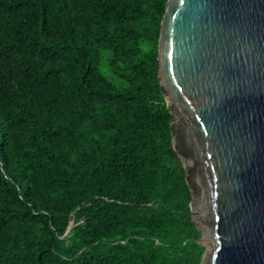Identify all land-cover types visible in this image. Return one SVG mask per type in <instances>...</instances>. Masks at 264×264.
I'll use <instances>...</instances> for the list:
<instances>
[{
  "label": "trees",
  "instance_id": "1",
  "mask_svg": "<svg viewBox=\"0 0 264 264\" xmlns=\"http://www.w3.org/2000/svg\"><path fill=\"white\" fill-rule=\"evenodd\" d=\"M167 1L0 0V264H201L158 77Z\"/></svg>",
  "mask_w": 264,
  "mask_h": 264
},
{
  "label": "water",
  "instance_id": "2",
  "mask_svg": "<svg viewBox=\"0 0 264 264\" xmlns=\"http://www.w3.org/2000/svg\"><path fill=\"white\" fill-rule=\"evenodd\" d=\"M157 61L201 264H264V0H168Z\"/></svg>",
  "mask_w": 264,
  "mask_h": 264
},
{
  "label": "rangeland",
  "instance_id": "3",
  "mask_svg": "<svg viewBox=\"0 0 264 264\" xmlns=\"http://www.w3.org/2000/svg\"><path fill=\"white\" fill-rule=\"evenodd\" d=\"M110 58V52L107 50L101 51V60H100V70L102 75L112 84H114L117 87L124 86V82L119 79L117 76L111 73L109 70L108 62ZM73 222L71 223L70 227H73ZM72 229V228H70Z\"/></svg>",
  "mask_w": 264,
  "mask_h": 264
}]
</instances>
